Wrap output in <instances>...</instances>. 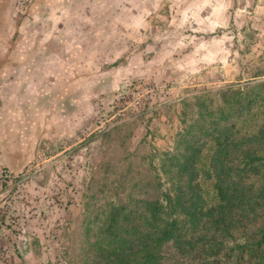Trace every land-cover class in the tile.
<instances>
[{"label":"rangeland","instance_id":"374dc122","mask_svg":"<svg viewBox=\"0 0 264 264\" xmlns=\"http://www.w3.org/2000/svg\"><path fill=\"white\" fill-rule=\"evenodd\" d=\"M261 226L264 0H0V264L161 230L158 264H248Z\"/></svg>","mask_w":264,"mask_h":264},{"label":"trees","instance_id":"16d2710c","mask_svg":"<svg viewBox=\"0 0 264 264\" xmlns=\"http://www.w3.org/2000/svg\"><path fill=\"white\" fill-rule=\"evenodd\" d=\"M169 230H161L159 234H153L147 240V244L150 245V249L145 257H140L138 264H142L143 260H147L149 264H158L160 252L163 251V247L168 243L171 235H169ZM166 237V238H165ZM241 250L245 255H250L253 258L252 262H247L246 258H243L241 262H246L248 264H264V226L259 227L256 230L250 231L241 240ZM140 254H136V257ZM243 256V257H244ZM123 258L118 256L117 261L108 260L106 264H121ZM244 264V263H241Z\"/></svg>","mask_w":264,"mask_h":264},{"label":"crops","instance_id":"0c3cea01","mask_svg":"<svg viewBox=\"0 0 264 264\" xmlns=\"http://www.w3.org/2000/svg\"><path fill=\"white\" fill-rule=\"evenodd\" d=\"M250 0H248V2H249ZM253 5H251V7H252Z\"/></svg>","mask_w":264,"mask_h":264}]
</instances>
